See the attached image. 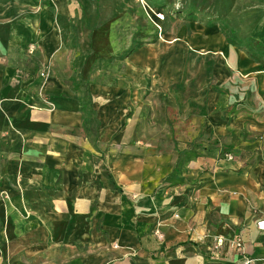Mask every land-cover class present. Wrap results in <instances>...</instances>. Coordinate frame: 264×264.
<instances>
[{
    "label": "crops",
    "instance_id": "obj_1",
    "mask_svg": "<svg viewBox=\"0 0 264 264\" xmlns=\"http://www.w3.org/2000/svg\"><path fill=\"white\" fill-rule=\"evenodd\" d=\"M0 1V264H264V18Z\"/></svg>",
    "mask_w": 264,
    "mask_h": 264
},
{
    "label": "rangeland",
    "instance_id": "obj_2",
    "mask_svg": "<svg viewBox=\"0 0 264 264\" xmlns=\"http://www.w3.org/2000/svg\"><path fill=\"white\" fill-rule=\"evenodd\" d=\"M100 1V3H99ZM90 0L92 8L87 12V15L82 13L81 23H77V29L73 30L75 34V41L84 37L85 45L83 44V52L88 51V36L92 32V29L99 26L102 22L108 19L114 14H118L119 11L128 14L129 16H137L136 22L139 25V33L137 37L141 40L150 41L152 35L146 33V19L143 17L148 11L149 16L153 18L156 23V28H163L169 20H190L197 19L207 23L216 22L222 25L225 33H230L229 39L234 41L236 38H245L249 42L250 36H245L243 33L246 31L242 29L251 30L253 27H258L260 20L264 18V0ZM102 1L106 2L107 13L101 15L100 4L102 7ZM5 2L0 1V19H3L2 12L6 8L15 10L13 7H7ZM142 4V5H140ZM146 10H145V8ZM115 12V13H114ZM158 13L164 15V19L161 20L157 17ZM147 17V15H146ZM163 24V25H162ZM86 30H81V29ZM231 28V29H230ZM154 32L157 30H153ZM159 31V30H158ZM241 32L239 34L238 32ZM81 32V33H80ZM247 32V31H246ZM80 44V43H79ZM81 46V45H80ZM31 46L28 47V52ZM203 58L201 55L190 53L188 59L196 62ZM200 67H193L191 70L198 71ZM189 74V73H187Z\"/></svg>",
    "mask_w": 264,
    "mask_h": 264
},
{
    "label": "built area",
    "instance_id": "obj_3",
    "mask_svg": "<svg viewBox=\"0 0 264 264\" xmlns=\"http://www.w3.org/2000/svg\"><path fill=\"white\" fill-rule=\"evenodd\" d=\"M157 17H158L159 19H161V20L164 19V15H163L162 13H158V14H157ZM225 156H226L227 158H229V159L232 158V155L229 154V153H227ZM257 227H258L259 229H261V230H264V218H263V219H260V220L257 222ZM155 232H157V231H155ZM157 233H158V232H157ZM222 244H223V239H222L221 237H218V236H217V237L214 238V242H213V248H214V249H218L219 247L222 246ZM233 244L236 245V246H241V243H240L239 240L234 241Z\"/></svg>",
    "mask_w": 264,
    "mask_h": 264
}]
</instances>
